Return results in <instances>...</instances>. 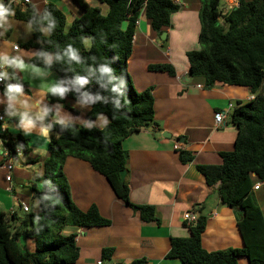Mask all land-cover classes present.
<instances>
[{
    "label": "trees",
    "instance_id": "trees-1",
    "mask_svg": "<svg viewBox=\"0 0 264 264\" xmlns=\"http://www.w3.org/2000/svg\"><path fill=\"white\" fill-rule=\"evenodd\" d=\"M72 1L82 14L68 29L64 14L53 3H47L41 13L31 4L9 7L12 17L29 24L33 31L31 40L23 45L37 50L29 64L54 72L59 86L67 89L63 96L49 92L50 105L58 104L69 111L67 102L84 106L87 125L48 123L53 114L46 110L51 133L48 156L42 174L30 188L38 210L29 211L24 218L16 212L0 215V264H75L79 257L75 235L63 236V228L71 223L80 228L110 224L95 206L81 211L75 205L63 173L66 158L87 162L105 178L117 199L139 213L141 222L159 223L153 207L130 203L128 181L120 179L122 171L127 173L123 140L155 125L151 90H134L127 62L140 11L144 10L159 36L170 28V16L179 11V6L172 0H97L108 7L104 16L84 0ZM199 3V49L186 53L188 76L202 78L207 87L221 83L246 88L254 95L253 100L239 103L231 113L237 135L233 150L220 154L222 164L196 167L206 186L217 192L221 204L235 213L242 247L206 252L201 235L207 217L200 205L195 222H184L189 237L172 238L166 258L181 264H239L240 259L264 264V218L252 193L255 184L264 183V0H237V6L221 21V0ZM101 67L110 69L111 78L101 73ZM148 70L175 75L173 67L164 63L149 65ZM7 77L21 92H28L26 83L12 68L7 70ZM78 78L87 83L79 85ZM100 116L107 123L99 129L92 123ZM0 140L12 155L16 147L25 154L30 152L21 134L4 133ZM178 159L186 165L193 157L180 151ZM22 241H32L33 250H24ZM111 254V249H104L102 259H109Z\"/></svg>",
    "mask_w": 264,
    "mask_h": 264
},
{
    "label": "crops",
    "instance_id": "crops-1",
    "mask_svg": "<svg viewBox=\"0 0 264 264\" xmlns=\"http://www.w3.org/2000/svg\"><path fill=\"white\" fill-rule=\"evenodd\" d=\"M29 1L37 13H41L47 3H53L63 14L64 11L69 12L70 23L82 14L72 0ZM84 1L90 7L100 9L102 15L108 13L105 4L97 0ZM172 2L179 6V11L170 16V28L165 31L163 40L152 30L144 10L138 15L127 73L136 92L151 90L155 125L150 127L151 130L147 128L130 135L121 144L128 156L125 178L129 201L136 206L153 207L154 217L159 223L141 222L139 213L117 199L105 178L93 171L87 162L66 158L63 173L75 205L81 211L93 205L99 215L110 222L105 227L80 228L71 223L63 228V236L75 235L79 250L75 264H131L135 261H143L142 264H181L178 260L166 258L170 240L189 237L183 216L191 213L196 216L200 205L207 217L201 235L202 248L206 252H215L242 247L235 213L222 205L218 196L213 197L217 192L206 186L196 167L222 164L220 154L233 150L237 135L231 123V113L239 103L253 100L254 95L246 88L221 83L207 87L202 78L188 76L186 53L199 49L200 3L199 0ZM228 6L234 8L237 5H233L232 0H221L219 21L228 14ZM68 19L65 17L66 23ZM32 33L29 24L15 20L12 15L0 21V66L5 80L0 92V111L5 119L3 127L5 133L9 131L12 136L21 134L30 149L29 154L22 157L25 170L13 167L9 173L11 181L7 182L0 140V215L23 213L21 205H27L26 200L32 197V181L42 172L51 137L45 111L49 109L53 114L48 123L73 121V124L87 125L84 106L67 102L70 111L65 112L61 105H50L47 97L50 91L46 88L59 86V80L54 72L29 64L37 50L23 45L31 40ZM14 46L18 47L17 51L13 50ZM6 60L19 61L23 67L6 63ZM162 63L171 65L175 75L148 70L149 65ZM10 68L26 83L28 91L25 94L20 90L13 94L12 99L8 89L18 86L7 77ZM219 112L225 118L216 125L214 115ZM25 118L31 120L30 125L24 123ZM106 123L107 120L100 116L92 126L100 129ZM180 151L191 153L192 162L182 165L178 159ZM35 166L38 170L33 174L31 171ZM256 185L259 188L252 193L264 218V183ZM22 242L25 249L33 250L32 241ZM104 249L112 250L107 260L101 256ZM239 264L248 263L240 259Z\"/></svg>",
    "mask_w": 264,
    "mask_h": 264
},
{
    "label": "built area",
    "instance_id": "built-area-1",
    "mask_svg": "<svg viewBox=\"0 0 264 264\" xmlns=\"http://www.w3.org/2000/svg\"><path fill=\"white\" fill-rule=\"evenodd\" d=\"M17 4H21V5H27V4H30V1L29 0H5L3 2V5L6 6V7H10V6H16ZM232 4L233 5H237V0H232ZM233 8V7H232ZM231 7L228 6V11H230L232 9ZM225 15V13H224ZM13 50L14 51H17L18 50V47L17 46H14L13 47ZM5 84V80H4V77H3V72H2V67L0 66V92L1 90L3 89V86ZM225 116L223 113H216L214 115V121H215V124L216 125H220L223 120H224ZM5 119H4V115L2 114V112L0 111V124H2L0 126V132H1V136L5 133V128L3 127V123H4ZM175 149H177V147L175 146ZM20 153V148L19 147H16L14 149V155L10 154L9 152V149L5 146L2 145V149H1V156L3 158V162L5 163L4 164V169L7 171V176L5 177V180L7 182H10L11 181V177L9 175V173L11 172L12 168H13V159L18 156ZM259 188L258 185L254 186L253 190H257ZM22 207V212L23 213H28L30 210L29 208L26 206V205H21ZM183 219L186 223L190 224V223H194L195 220H196V216L191 213V214H185L183 216ZM100 264V263H98Z\"/></svg>",
    "mask_w": 264,
    "mask_h": 264
},
{
    "label": "clouds",
    "instance_id": "clouds-1",
    "mask_svg": "<svg viewBox=\"0 0 264 264\" xmlns=\"http://www.w3.org/2000/svg\"><path fill=\"white\" fill-rule=\"evenodd\" d=\"M9 15H12V12L10 11V8L4 6L3 3L0 2V21H3L5 19V17H7ZM69 51L71 52V50H69ZM72 55H73V58H76L74 53H72ZM5 62L6 63H8V62L14 63L18 67H23V64L21 62H19V61H15V60L14 61H7L6 60ZM100 71H101V73L109 74V78H111L110 77V69L108 67H101ZM76 83H78L79 85L83 86L85 83H87V81L85 79L78 78ZM46 91H50L53 94H57V95L63 96L64 93L67 91V89L63 88V87H60V86H56V87H52V88H46ZM18 92H20V88L19 87H9V89H8L9 98L12 99L13 98V94L14 93H18ZM88 99H91V98H88ZM44 114H46V111H45ZM40 118H42V116ZM24 123L26 125H30L31 124V120L25 118ZM61 123H63V122L61 121Z\"/></svg>",
    "mask_w": 264,
    "mask_h": 264
},
{
    "label": "rangeland",
    "instance_id": "rangeland-1",
    "mask_svg": "<svg viewBox=\"0 0 264 264\" xmlns=\"http://www.w3.org/2000/svg\"><path fill=\"white\" fill-rule=\"evenodd\" d=\"M97 3V2H96ZM66 11H64V14H65V17L68 19V17L70 16V14H69V12H66ZM66 25V29H68L69 27H70V25H71V23L69 22V19H68V22L65 24ZM62 111H65V112H68L69 110H67V109H64V108H62ZM69 115H71L70 117L71 118H73V115L72 114H70L69 113ZM84 119V118H83ZM73 121H70V123H65L64 125H67V124H73L72 123ZM60 124H62V123H60ZM0 134H1V132H0ZM7 134L8 135H11L10 133H9V131H7ZM27 154H25L22 150H20V153H19V155L16 157V158H14L13 159V167H15V168H17V169H24L25 170V165L23 164V161H22V157L23 156H26ZM37 170H38V167H36L35 166V168L31 171L33 174H36V172H37ZM41 174H42V172H41ZM40 174V175H41ZM10 175V177H11V174H9ZM41 187H40V185L38 186V189H40ZM21 189H26V188H21ZM26 202H27V207L29 208V210H30V212H36L37 210H38V203H37V201L34 199V198H28L27 200H26ZM5 215V214H4ZM18 215L20 216V217H22V218H24L25 216H26V214H23V213H18ZM12 224H15V223H12ZM24 243L22 242L21 243V247L24 249V250H26V251H28L27 249H25V246L23 245ZM246 261V260H245Z\"/></svg>",
    "mask_w": 264,
    "mask_h": 264
},
{
    "label": "water",
    "instance_id": "water-1",
    "mask_svg": "<svg viewBox=\"0 0 264 264\" xmlns=\"http://www.w3.org/2000/svg\"><path fill=\"white\" fill-rule=\"evenodd\" d=\"M165 37H166V33L164 32V33L161 34L160 39L163 40ZM149 130H151V129L149 128ZM163 136H165V135H163ZM166 136L169 137V135H166ZM48 141H50V139H48ZM125 176H126V172H125V171H122V172L120 173V179H121V181L124 180ZM217 196H218L217 193H214V194H213V197H214V198H217ZM197 217H198V214H196V218H197Z\"/></svg>",
    "mask_w": 264,
    "mask_h": 264
}]
</instances>
